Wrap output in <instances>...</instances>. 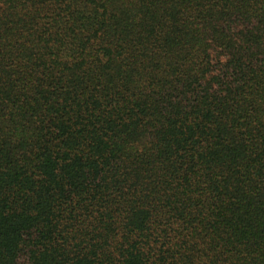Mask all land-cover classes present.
<instances>
[{"label":"trees","instance_id":"16d2710c","mask_svg":"<svg viewBox=\"0 0 264 264\" xmlns=\"http://www.w3.org/2000/svg\"><path fill=\"white\" fill-rule=\"evenodd\" d=\"M0 264H264V0H0Z\"/></svg>","mask_w":264,"mask_h":264}]
</instances>
